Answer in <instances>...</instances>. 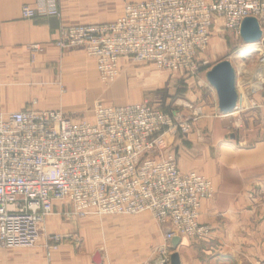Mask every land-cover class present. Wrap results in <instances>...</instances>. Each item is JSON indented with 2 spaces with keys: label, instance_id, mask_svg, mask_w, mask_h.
I'll list each match as a JSON object with an SVG mask.
<instances>
[{
  "label": "built area",
  "instance_id": "built-area-1",
  "mask_svg": "<svg viewBox=\"0 0 264 264\" xmlns=\"http://www.w3.org/2000/svg\"><path fill=\"white\" fill-rule=\"evenodd\" d=\"M25 19L60 17L57 4H24ZM254 17L264 32V0H144L124 6L117 19L61 27L60 50L83 48L96 64L99 80L112 81L121 60L145 62L170 72L197 71V56L217 28L239 35L244 18ZM33 59L41 50L28 46ZM237 108H256L240 96ZM200 112H166L147 100L96 103L90 119L73 120L57 109L34 107L0 112V247H32L56 202L63 216L151 213L165 227L167 243L154 264L169 263L170 240L203 239L210 225L200 207L214 196L212 181L194 170L181 171L173 143L187 134ZM46 233V257L61 243Z\"/></svg>",
  "mask_w": 264,
  "mask_h": 264
},
{
  "label": "crops",
  "instance_id": "crops-1",
  "mask_svg": "<svg viewBox=\"0 0 264 264\" xmlns=\"http://www.w3.org/2000/svg\"><path fill=\"white\" fill-rule=\"evenodd\" d=\"M48 1L57 4L60 17L25 19L21 16L22 5H35L36 0H0V111L22 110L15 109V103L33 97H42L43 102L61 97L62 109L87 119L93 115L91 108L97 100L112 105L141 102L145 97H132L141 89L130 90L127 77L113 84L107 92L109 97H100L104 93L99 88L95 61L74 52L65 54L55 41L61 27L112 22L121 16L126 4L144 0ZM33 43L40 44L41 50L31 61L27 46ZM257 44L264 49V32ZM257 77H261V87L248 97L259 104L256 108H238L223 115L218 110L217 96H209L201 98V105L190 100L187 105L163 110H178L181 115L197 109L200 112L191 130L175 138L173 149L181 171L194 170L212 181L214 196L200 207V222L212 228L210 242L204 245L217 244L224 254L231 255L230 260L213 264H264V69ZM55 208L61 206L56 202ZM112 222L118 224L113 230L115 236L126 227L149 226L155 232L165 231L148 214L134 219L114 218ZM185 241L194 244L185 256L179 251L181 264H212L207 255L198 253L197 238L183 237L179 246ZM202 252L207 253L208 248ZM8 256L9 264L42 262L37 251Z\"/></svg>",
  "mask_w": 264,
  "mask_h": 264
},
{
  "label": "rangeland",
  "instance_id": "rangeland-1",
  "mask_svg": "<svg viewBox=\"0 0 264 264\" xmlns=\"http://www.w3.org/2000/svg\"><path fill=\"white\" fill-rule=\"evenodd\" d=\"M61 51L65 54L74 52V55H81L85 60L93 61L83 48ZM33 59L31 58V61ZM222 60H228L234 67L236 87L240 96L250 97L251 92H255L261 87V77H257V75L263 74L264 69L262 44H245L237 33L217 28L213 31L207 47L197 56L198 65L194 75L188 72H170L145 62L130 59L126 61L127 63L124 61L121 63L120 72L112 81L102 83L99 80V88L104 93L100 97H109L107 92L111 90L113 84L119 78L127 77L131 85L130 90L132 87L141 89L139 95L132 97H145L142 101L147 100L161 110H170L176 105H187V101L190 100L201 105L202 97H216L215 90L206 79V73L213 65ZM137 74L138 77H136ZM20 99L22 100V97ZM99 102L109 104L97 100L91 109ZM15 104L17 110L28 107L55 108L73 120H82L78 115L68 113L61 108V97H53L45 102L42 97H33L28 101H18ZM7 112L1 113L7 114ZM91 117L92 115L87 119ZM57 203L61 208L70 209L69 204L65 205L59 201ZM59 211L60 209L54 208L53 213L46 217L43 223L44 231L36 245L18 248L0 247V264H9L8 260L11 256L8 255L22 254L28 251L40 252L42 255L40 264H95L93 256L96 253L100 255L101 262L99 264H154L153 260L155 261L159 256L160 249L167 244L164 233L158 230L155 232L149 226L146 229L126 227L127 229L121 230V234L115 236L116 232L114 233L113 230H117L115 226L118 224L112 222L114 218L134 219L142 214H148L154 223L155 220L151 213L147 211L131 216L88 214L84 217L63 216ZM211 231L210 227V233ZM51 232L60 234L62 239L59 247L52 252L50 258H47L44 255L45 235ZM210 233L203 239L197 238L198 253L207 255L212 264L220 260H230L231 255L224 254V250L219 245H204L210 242ZM189 242L185 241L184 245L177 247V251H180L182 256L187 255L188 248L194 244ZM203 248L205 250L208 248L209 253H201ZM170 253L169 247V255Z\"/></svg>",
  "mask_w": 264,
  "mask_h": 264
},
{
  "label": "water",
  "instance_id": "water-1",
  "mask_svg": "<svg viewBox=\"0 0 264 264\" xmlns=\"http://www.w3.org/2000/svg\"><path fill=\"white\" fill-rule=\"evenodd\" d=\"M262 30L258 20L254 17H246L240 26V37L245 44L259 43L262 39ZM209 85L215 90L217 96L218 110L221 114L227 115L234 112L237 108L238 93L236 89L235 70L228 60H222L212 66L206 73ZM181 238L177 235L170 240V256L168 264H181L180 255L177 247ZM95 264H99L100 255L93 256Z\"/></svg>",
  "mask_w": 264,
  "mask_h": 264
},
{
  "label": "bare ground",
  "instance_id": "bare-ground-1",
  "mask_svg": "<svg viewBox=\"0 0 264 264\" xmlns=\"http://www.w3.org/2000/svg\"><path fill=\"white\" fill-rule=\"evenodd\" d=\"M119 85V84H118Z\"/></svg>",
  "mask_w": 264,
  "mask_h": 264
}]
</instances>
